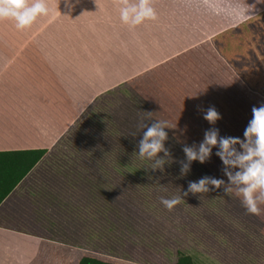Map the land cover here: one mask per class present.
Listing matches in <instances>:
<instances>
[{"label": "rangeland", "instance_id": "rangeland-1", "mask_svg": "<svg viewBox=\"0 0 264 264\" xmlns=\"http://www.w3.org/2000/svg\"><path fill=\"white\" fill-rule=\"evenodd\" d=\"M227 2L152 0L156 19L135 27L122 23L115 0H46L48 15L22 30L0 20V109L22 103L20 124L31 130L23 135L47 149L37 170L49 179L34 189L40 197L50 183L54 212L67 211L63 238L77 253L70 264L81 252L118 264H174L180 252L196 264H264V204L250 214L242 197L222 189L189 193L171 211L161 203L204 176L227 183L216 148L181 178L182 149L210 127L243 139L252 107L264 104V13L236 30V45L224 47L227 62L201 42L234 22ZM247 3L264 10L261 0ZM225 39L232 36L218 43ZM178 43L192 48L172 57ZM147 45L173 48L165 65L142 72L140 55L149 65L162 60ZM210 106L221 115L215 125L203 119ZM155 120L169 128L172 160L163 171L137 153L140 123Z\"/></svg>", "mask_w": 264, "mask_h": 264}, {"label": "clouds", "instance_id": "clouds-1", "mask_svg": "<svg viewBox=\"0 0 264 264\" xmlns=\"http://www.w3.org/2000/svg\"><path fill=\"white\" fill-rule=\"evenodd\" d=\"M208 2L210 7H215L212 0ZM115 3L119 6L120 20L131 27L157 17L152 0H115ZM226 8V14L236 23L245 22L257 11L247 0H228ZM48 13L46 0H32L31 3L29 0H0V20L13 19L16 27L21 30L30 27L37 17ZM203 111V119L209 125H215L221 119L215 107L210 106ZM251 112L252 118L244 130L243 139L221 136L218 128L210 127L204 132V138L198 145L193 143L183 147L186 159L179 161L181 178L191 171L193 161L201 164L209 161L213 148H216L215 155L222 162V172L227 177V183L224 179L210 176H204L195 182L189 181L187 191L170 199L161 198V203L169 211L179 205L189 193L208 194L222 189L225 194L235 191L242 197V204L248 213L257 216L261 214L260 205L264 204V104L253 106ZM148 114L150 117L152 113ZM140 128L146 131L137 145L139 157L154 161L151 170L163 171L164 165L170 164L172 160L170 149L165 147L168 140L165 129H169L167 123L155 120L149 126L142 121ZM161 153L162 156L159 155Z\"/></svg>", "mask_w": 264, "mask_h": 264}, {"label": "crops", "instance_id": "crops-1", "mask_svg": "<svg viewBox=\"0 0 264 264\" xmlns=\"http://www.w3.org/2000/svg\"><path fill=\"white\" fill-rule=\"evenodd\" d=\"M262 13H264V10L253 13L243 23H236L234 21L223 27H220L218 24L219 28L214 32L208 33L205 38L201 39V42L205 46L212 47L218 57L227 62L228 56L224 54V47L227 50H232V46L236 45L233 38L238 39L240 37L236 35V30L240 26H247L249 20L258 17ZM224 34H229V36H232V39H225L222 43H218V37ZM237 39H235L236 42H238ZM177 45L180 51L174 52L171 55L172 57L192 48V46L181 48V44L179 43ZM172 48L173 45H169L167 48L164 45H153L150 47L147 45L145 50L148 51V55L156 52V56L161 57L162 60L149 65L148 59H142L141 57L143 56L140 55L138 59L140 58L142 63L147 64V66L143 67L142 72H149L150 69L160 66L162 63L165 65L167 58H165L164 52L166 49L168 51ZM145 50L142 49L141 52ZM73 71L76 74L77 71ZM239 73L241 77L242 73L240 71ZM234 74L240 80L236 72ZM13 102L12 107L15 109H0V152L46 149L45 146L31 145L27 141V138L23 134L31 130L27 125L20 124V118L23 116L22 111H24L23 108L25 107L18 101ZM2 107L4 106L2 105ZM27 115L31 117L33 114L27 113ZM45 154L0 202V264H70L71 257L77 255V253H73L74 251H70L67 241L63 238V236L67 238L68 235L67 231L64 230L68 227V214L66 210L54 212V190L50 187L51 184L49 183L40 190V197H38L39 193L34 189L37 186L38 180L43 181L49 177L47 173L41 175L37 170L38 165L46 157ZM60 179L62 181V178ZM56 185L60 188L62 187L59 182H56ZM55 198L57 201L61 200V197L57 194ZM60 203L62 202L60 201ZM55 206L59 207L57 204ZM59 208L61 209L62 206L60 205ZM53 228L57 229L55 237ZM83 255L82 252L79 253L78 260Z\"/></svg>", "mask_w": 264, "mask_h": 264}, {"label": "trees", "instance_id": "trees-1", "mask_svg": "<svg viewBox=\"0 0 264 264\" xmlns=\"http://www.w3.org/2000/svg\"><path fill=\"white\" fill-rule=\"evenodd\" d=\"M46 149L0 152V202L44 156ZM77 264H118L84 254ZM174 264H196L192 257L178 253Z\"/></svg>", "mask_w": 264, "mask_h": 264}]
</instances>
